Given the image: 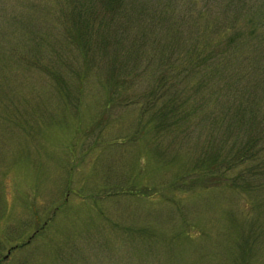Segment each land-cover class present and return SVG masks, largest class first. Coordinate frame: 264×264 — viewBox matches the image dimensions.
I'll return each instance as SVG.
<instances>
[{"label":"rangeland","instance_id":"1","mask_svg":"<svg viewBox=\"0 0 264 264\" xmlns=\"http://www.w3.org/2000/svg\"><path fill=\"white\" fill-rule=\"evenodd\" d=\"M126 1L82 11L92 63L46 22L54 0H0V264H264L260 194L187 189L200 140L187 150L164 134L159 158L153 129L138 130L154 74L180 57L159 41L174 38L229 32L235 79L264 109V0ZM227 91L210 104L219 116L232 114Z\"/></svg>","mask_w":264,"mask_h":264},{"label":"trees","instance_id":"2","mask_svg":"<svg viewBox=\"0 0 264 264\" xmlns=\"http://www.w3.org/2000/svg\"><path fill=\"white\" fill-rule=\"evenodd\" d=\"M126 3V0H54L50 7L54 18L46 22L52 27L56 24L61 28L62 25L67 41L74 42L78 53L85 58L90 56L93 63L94 56L89 53L88 38L85 43L80 39V35H88L87 26L90 23L81 14L82 11H95L97 4H106L112 7L106 8L110 12H126L123 9ZM25 22H29V19H25ZM95 29L90 28V33ZM220 29L227 30L228 26L223 25ZM233 39L226 32L223 42L202 38L188 48L184 46L185 39L179 42L175 38L165 43L159 41L161 56L168 54L169 57L171 54V57H180L172 58L154 74L147 95L154 108L145 101L141 112L151 110L144 121L139 120L138 130L143 133L149 128L153 129L157 141L154 150L159 158L167 151L160 146L162 135L169 134L172 140L178 141L176 144L187 150H193L194 145L192 142H183L197 137L201 144L185 172L190 177L186 183L187 189L194 183L203 187L212 184L230 185L259 193L260 199L250 200L253 204L261 200V206L264 207V195L260 192L264 190V109L259 107L254 90H244L248 85L247 75L243 73L239 79H235L238 74L235 71L237 65L230 59L237 54L236 44L232 45ZM220 43L222 47L218 45ZM55 51L60 52V49ZM239 53L247 54L243 51ZM249 65H252L250 72L256 70L253 63ZM195 74H198L196 78L193 77ZM261 75L264 76V69L258 74ZM225 88L228 89L225 109L232 114L219 116L213 112L210 104L214 105V101H218L219 92ZM187 102L193 104L191 108L186 107ZM194 128H203L204 133L201 135ZM163 185L166 186L165 183ZM244 246H247L246 241Z\"/></svg>","mask_w":264,"mask_h":264}]
</instances>
